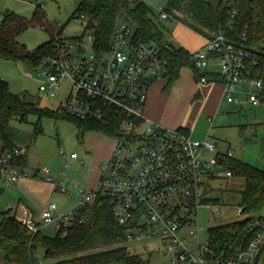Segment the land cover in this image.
<instances>
[{
    "label": "built area",
    "instance_id": "1",
    "mask_svg": "<svg viewBox=\"0 0 264 264\" xmlns=\"http://www.w3.org/2000/svg\"><path fill=\"white\" fill-rule=\"evenodd\" d=\"M171 16L162 9L159 19ZM80 35L68 36L58 24L51 43L40 63L29 68L27 75L39 79V92L55 98L67 80L69 86L61 108L78 121L95 122L113 128L115 135H105L116 142L113 154L103 167L98 184L89 191L80 190L76 208L57 214L51 204L41 214L38 224L29 211L19 216L18 208L10 209L32 233L41 226L52 225L55 234L66 236L77 221L83 206L97 196L107 199L118 225L125 232L128 248L138 255L167 257L165 264H264V217L252 218L246 234L233 249L214 251L199 238L198 211L206 207L214 216L219 213L212 201L213 183L232 176L226 166L233 150L221 151L215 142L194 139L184 129H173L151 122L145 114L152 84L166 80L167 67L158 47L139 42L132 24L121 22L101 54L96 36L84 16ZM43 30L47 25H40ZM250 54L231 42L224 34L207 39L204 47L193 53L196 67L209 68L214 59L216 77H202L201 84L220 82L224 100L231 105L259 106L264 95V82L250 71ZM254 87L257 93L248 88ZM27 155V147L0 152V182L10 186L23 178L41 179L56 190L71 195L66 182L58 183L49 169L32 173L18 164ZM62 155L67 157L63 152ZM71 159H78L73 153ZM242 210L240 209V214ZM146 259L152 264L150 259Z\"/></svg>",
    "mask_w": 264,
    "mask_h": 264
},
{
    "label": "trees",
    "instance_id": "2",
    "mask_svg": "<svg viewBox=\"0 0 264 264\" xmlns=\"http://www.w3.org/2000/svg\"><path fill=\"white\" fill-rule=\"evenodd\" d=\"M42 6L38 3L34 12L41 24ZM164 10L206 39L226 35L231 42L250 54L249 69L264 82V0H217L215 4L210 0H168ZM81 16L86 18L95 33L99 54L107 49L115 27L121 22L133 25L139 42L155 44L167 67L166 90L178 81L183 68H192L197 82L202 77L217 76L198 69L193 53L174 45L166 37L163 26L154 19L152 8L142 0H80L69 21ZM67 23L62 25V29L66 28ZM28 27L23 19L11 12L2 14L0 59L22 63L28 68L38 66L51 39L32 52L27 50L17 38ZM30 114H36L40 119L69 120L76 124L78 137L89 132L115 135L112 127L78 121L69 117L62 108L56 111L41 108L25 95L13 93L9 83L0 78L1 153L20 146L14 142L16 131L12 121L17 119L24 123ZM42 131L38 122L35 133ZM26 163L27 155L18 160L23 167ZM226 166L233 176L245 180L241 191V214L248 217L209 229V245L216 252L233 249L246 234L252 218L264 209V170L234 157L228 158ZM2 193L0 189V198ZM208 193H213V189L210 188ZM212 201L218 203V199ZM0 216V251L6 264H150L128 248L125 232L116 222L107 199L102 196H97L79 210L77 221L68 228L64 237L59 233L48 236L41 230L32 233L10 209L0 210ZM38 249L44 250V259L49 263L38 262Z\"/></svg>",
    "mask_w": 264,
    "mask_h": 264
},
{
    "label": "rangeland",
    "instance_id": "3",
    "mask_svg": "<svg viewBox=\"0 0 264 264\" xmlns=\"http://www.w3.org/2000/svg\"><path fill=\"white\" fill-rule=\"evenodd\" d=\"M142 1L152 8L155 21L163 26L166 37L174 45L185 47L191 53L204 47L206 38L178 20L173 17L166 20L158 19L160 11L166 7L168 0ZM79 2L80 0H0V21L2 14L7 11L23 19L29 27L20 33L17 40L32 52L51 39L53 30L57 31L59 28L58 24L64 25L68 22L65 28V34L68 36L82 33L83 23L80 20L69 21ZM210 2L215 4L217 0ZM38 3L43 5L40 13L43 16L42 24L38 21V17L34 16ZM40 25H47V29H41ZM202 44L204 45L201 47ZM214 61V59L209 60V68H214ZM28 69L22 63L0 59V78L9 83L13 93L25 95L29 101L41 108L53 111L60 109L69 82L67 80L64 82L63 89L55 98H49L39 92L40 81L37 76L28 77ZM192 71V68L183 71L182 80L174 86V94L163 96L161 113L178 119L179 125H187L191 129L192 138L197 139L198 134H203L205 137L202 140L208 137L211 141H225V149L231 147L234 158L264 170V101L259 106L247 105L241 109L229 105L224 100L219 113L211 114L210 102L199 95L200 83L194 81L198 87L193 88L189 86L188 81H184L185 76H191ZM248 90L258 92L254 87H249ZM261 93L264 95V89ZM38 122L43 128L41 133H35ZM12 126L16 131L14 142L27 147L26 171L32 173L33 169L38 168L40 176L44 177L43 169H49L58 183L66 182L71 195L56 190L53 184L44 180L23 178L11 187L2 189L0 198L2 211L6 210L7 206L15 208L18 199H21L35 211L37 217L51 204H56L58 207L56 215L71 212L81 200L78 192L89 191L97 179L99 182L103 167L116 147L115 140L100 133H86L83 137H78L79 130L76 124L69 120L47 117L40 119L36 114H30L24 123L14 119ZM63 152L67 157L62 155ZM73 153L79 158L71 159L70 155ZM213 186L214 191L210 197L218 199L219 213L214 216L206 207L199 209V238L202 243L208 241L210 228L248 217L240 214L241 191L245 186L243 178L233 175L223 177L215 181ZM259 215L264 217V209ZM41 231L48 236L55 235V228L52 225H43ZM37 258L39 263H49L44 259L43 249H38ZM148 259L152 264L167 262L166 256L158 254Z\"/></svg>",
    "mask_w": 264,
    "mask_h": 264
},
{
    "label": "crops",
    "instance_id": "4",
    "mask_svg": "<svg viewBox=\"0 0 264 264\" xmlns=\"http://www.w3.org/2000/svg\"><path fill=\"white\" fill-rule=\"evenodd\" d=\"M206 41H207V39H205V43H206ZM204 44H202L201 47ZM183 48H185V47H183ZM187 69L188 68H183L181 70L180 78L178 79V81L182 80L181 79L182 78V73H183V71H185ZM206 71L208 73H210V74H215V73L218 72V68L216 66H214V68H212V67L208 68ZM178 81H176L174 86L178 83ZM184 81H188L190 87H192V86H193V88H197L198 87V85H196V83H194V81H196V79H195V75H194L193 71L191 72V76H185V80ZM155 83L151 85L150 90H149L148 101H147V105H146V108H145L146 117L151 122L159 123V124H161L163 126H166L168 128L184 129V130L188 131L190 136H191L192 135L191 129L187 125L186 126L179 125L178 124V122H179L178 119L172 118V117L169 116V114H166V113L163 114L160 111L161 108H162L163 96L164 95H173L175 87L173 86L172 88L166 90L165 89V86H166V83H167L166 80L158 81V82H155ZM197 83H200V82H197ZM200 85L201 86H200V88L198 90L200 97L202 99L206 98L208 100V102H210L209 112L211 114H215L216 115L217 113H219V111L221 109V106L224 103V86H223V84L220 83V82H211V83H208V84H201L200 83ZM229 105H231V104H229ZM234 106L237 107V108H241V109L243 108V107L238 106V105H234ZM251 132H253L252 129H251ZM89 133H93V132H89ZM263 135H264V133H263ZM204 137L205 136L203 134H198L196 136V138L199 139V140H202ZM206 139H208V137H206ZM213 142L216 143V145L218 146V148L221 151H226L229 148L231 149V147H228V148L225 149V141H221V140L216 141L215 140ZM109 158H110V156H109ZM27 166H28V163H26L25 168ZM33 170L37 171L38 168H35ZM16 183H18V181L13 183V184H16ZM97 183H98V179H97V182L95 183V185ZM12 185L7 186V188L11 187ZM4 187H6V186H4L0 182V189H3ZM16 207L18 208L19 216H23L25 211H29L31 213V215L34 217V220L38 224H40L42 222L41 215L39 217H37V215L35 214V211L30 206L26 205L21 199H18ZM8 208H9V206H7L6 210ZM0 220H1V216H0ZM41 230H42V228H41ZM0 264H6L5 261H4V255H3V253L1 251H0Z\"/></svg>",
    "mask_w": 264,
    "mask_h": 264
},
{
    "label": "water",
    "instance_id": "5",
    "mask_svg": "<svg viewBox=\"0 0 264 264\" xmlns=\"http://www.w3.org/2000/svg\"><path fill=\"white\" fill-rule=\"evenodd\" d=\"M211 200H215V199H211Z\"/></svg>",
    "mask_w": 264,
    "mask_h": 264
}]
</instances>
